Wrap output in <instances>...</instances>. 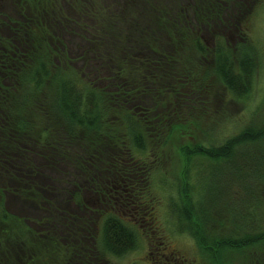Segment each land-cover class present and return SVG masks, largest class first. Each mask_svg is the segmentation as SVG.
I'll list each match as a JSON object with an SVG mask.
<instances>
[{
	"label": "trees",
	"instance_id": "1",
	"mask_svg": "<svg viewBox=\"0 0 264 264\" xmlns=\"http://www.w3.org/2000/svg\"><path fill=\"white\" fill-rule=\"evenodd\" d=\"M9 3L11 13L0 3V264H110V254L134 248L138 237L117 204L129 211L150 189L152 166L136 155L149 149V140L157 150L175 115L188 117L184 127L199 118L200 110L187 113L181 106L196 97L211 103L207 95L215 85L207 79L224 90L212 114L221 112L218 98L224 103L250 93L257 61L241 17L253 3ZM224 112L214 121L226 120ZM193 140L196 149L184 156L178 217L214 257L226 246L241 251L240 264H264V223H254L264 212V194H258L259 186L264 189V126L240 129L209 148ZM240 145L242 153L234 149ZM194 154L218 164L210 171L213 196H223L226 186L218 175L237 181L242 213L221 200L212 208L194 202L187 190ZM224 206L228 217L240 216L248 234L231 239L208 232L209 221L220 224Z\"/></svg>",
	"mask_w": 264,
	"mask_h": 264
},
{
	"label": "rangeland",
	"instance_id": "2",
	"mask_svg": "<svg viewBox=\"0 0 264 264\" xmlns=\"http://www.w3.org/2000/svg\"><path fill=\"white\" fill-rule=\"evenodd\" d=\"M249 2L253 3L251 8ZM0 3L4 4L2 6L8 13L12 12L9 0H0ZM247 3L249 7L247 10L242 11L241 22L244 21V29L246 28L247 34L255 47V59L257 61L254 83L250 93L245 98L239 100L231 98L222 103L219 98L223 96L221 94L224 91L223 86L212 79H207L215 85L214 90L207 95L211 103L196 97L191 101L187 100V104L181 106L183 110L189 109L187 113L200 110L199 118L191 120L190 123H185L184 127L181 123L187 120L188 117L184 118L182 114L180 117L175 115L173 123L170 122L165 127V132L159 136L158 142L160 145H157V150L153 151L152 146V142H157L149 140V149L146 152L141 150L142 155H136L141 157L137 159L146 158L144 160L152 166L149 180L150 189L144 191L142 195L140 194L142 203L130 207L129 211L121 204H117L118 211H122L121 216L135 230L138 237L134 248L119 256L110 254L108 256L110 264H170L168 262H173V264H217L212 258H217L218 264H240V261H238L240 257L237 252L240 253L241 251L222 246V251L219 248V252L214 257L211 248L206 250L200 248L193 235L188 232L185 220L178 217L176 206H184L183 197L181 196L183 193L181 190L184 186L182 170L187 161L184 156L186 152L196 149L194 137L201 145L203 144L201 148H209L221 144L240 129H260L264 126V0H256L255 2L254 0H247ZM205 37L206 42L210 44L211 38L209 35L207 34ZM74 45L77 46V44ZM208 61L209 59L206 62ZM158 92L161 96L164 95V92L159 90ZM218 94L217 104L221 105L222 109L219 110L221 111L219 114H212L213 107L216 110L213 100H216ZM171 108L176 110L175 105H172ZM222 112H224L227 119L220 118L218 121H214ZM187 125L191 130L183 132V127L186 128ZM169 129L171 131L167 133ZM258 145L256 144V147ZM244 147L240 145L234 149L242 153L245 150ZM260 147L264 150L263 142L260 143ZM260 151L258 149V152ZM154 153L160 157L156 161L153 160ZM199 157L198 154H194L189 159L191 166L188 180L191 185L187 190L194 202L201 201L205 204V208H212L215 202L221 200L223 204L228 202L231 212L238 210L242 213L244 207L240 204V201L243 197V190L237 184V181L218 175V183L222 185L221 187L226 186L225 190L221 192L223 196H213L211 191L215 179H213L210 171L218 164L214 165V162L206 157ZM202 174H206V179ZM261 187L259 186L258 190L260 196L264 194V189H261ZM203 188L207 191L204 197L202 196ZM95 202L97 203V200ZM144 208L148 209V212ZM218 212V216L225 218L222 219L217 216L218 219H221L220 224L219 222L213 224L211 221L208 222L207 230L210 234H216L217 230L223 238L236 239L249 233V230L239 222L240 216L237 217L238 221L236 218L232 219V215L228 217L225 206L222 211L218 210ZM257 213H262L254 220L255 225L258 227L264 223V212L258 211ZM222 214H225V216ZM207 242L215 246L214 241L207 240ZM254 263L260 262L255 260Z\"/></svg>",
	"mask_w": 264,
	"mask_h": 264
}]
</instances>
